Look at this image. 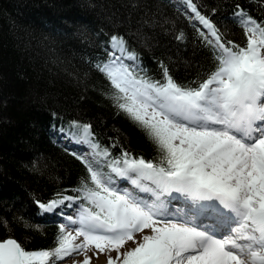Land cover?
I'll return each instance as SVG.
<instances>
[{"label": "snow or ice", "instance_id": "1", "mask_svg": "<svg viewBox=\"0 0 264 264\" xmlns=\"http://www.w3.org/2000/svg\"><path fill=\"white\" fill-rule=\"evenodd\" d=\"M185 2L193 19L215 38L202 35L216 51L217 66L198 86L179 84L164 64L162 80L137 79L139 66L115 59L126 45L119 35L111 37L112 65H97L122 94L117 107L145 131L160 162L125 151L105 172L98 162L80 157L89 183L77 189L79 195L39 204L47 212L59 209L68 222L59 225L57 246L26 251L15 239H5L0 264H60L81 253L79 264H91L89 251L116 253L106 264H264V24L245 19L237 5L234 15L244 26L246 46L237 45L219 33L194 0ZM82 134L93 149L99 146L91 125L84 124ZM103 154L109 155L108 148ZM117 180L150 196L121 188ZM180 202L190 204L183 216L169 211ZM73 204H78L75 218L63 212ZM209 210L213 226L198 219ZM72 226L74 232L68 230ZM145 229L151 234L137 241L134 234ZM130 241L135 246L122 250Z\"/></svg>", "mask_w": 264, "mask_h": 264}, {"label": "trees", "instance_id": "2", "mask_svg": "<svg viewBox=\"0 0 264 264\" xmlns=\"http://www.w3.org/2000/svg\"><path fill=\"white\" fill-rule=\"evenodd\" d=\"M194 3L237 45L246 46L237 5L245 19L264 24V0ZM113 35L126 41L117 51L125 65L142 69L137 79L162 80L164 64L176 82L196 87L217 66L202 35L215 38L185 0H0V241L13 238L26 251L57 246L59 225L68 222L59 209L47 212L39 204L79 195L89 183L80 157L105 172L125 151L160 162L145 131L117 107L122 94L97 70L112 63ZM84 124L91 125L95 149L82 134ZM77 211L78 204L63 208L74 218Z\"/></svg>", "mask_w": 264, "mask_h": 264}, {"label": "rangeland", "instance_id": "3", "mask_svg": "<svg viewBox=\"0 0 264 264\" xmlns=\"http://www.w3.org/2000/svg\"><path fill=\"white\" fill-rule=\"evenodd\" d=\"M204 29L206 30V32H208V30H207L206 28H204ZM208 33H209V32H208ZM109 55L111 56L112 53L110 52ZM111 57H112V56H111ZM121 57H123V56H120V55L118 54V52H117L115 59H117L120 63L125 64V63L127 62V59H124V57L121 59ZM111 60H112V63H113V57L111 58ZM112 63H111V65H112ZM111 65H110V66H111ZM85 154H86L85 156H89V155L91 154V150H90V149H86ZM143 183L145 184V186H150V185H148V182H146V181L143 182ZM117 184H118V186L121 187V188H130V189H132V190H134V191H137V193H138L139 195L143 196V197L146 198V199L150 196V193H140L137 189H135L133 186H131L130 182L127 181V180H117ZM175 206L178 207V209H181V208L184 207V206H185V207H189L190 204H189V203H183V202H180V203H175V204L169 205V211H170L171 213H175V212L178 211V210H176ZM191 206H192V205H191ZM170 208H171V209H170ZM74 227H75V226H72V227L68 228V230L74 232ZM145 234H151V231H150L149 229H145L143 233H136V234H134V237H135V239L138 241V240H140V239L142 238V236L145 235ZM134 246H135V244H134L133 242L130 241V242H127V243H126L125 247H124L122 250H128V249H130V248H132V247H134ZM88 255H89V256H92L91 264H106L107 256H108V255H113V256H115L116 253H107V252H106V253H103V254H100V255L97 256L94 252L89 251V252H88ZM83 258H84V254L81 253V254H79V255H74L72 260H67V259H65L64 261H62V263H64V264H73V261H76L77 264H79V262L82 261Z\"/></svg>", "mask_w": 264, "mask_h": 264}, {"label": "bare ground", "instance_id": "4", "mask_svg": "<svg viewBox=\"0 0 264 264\" xmlns=\"http://www.w3.org/2000/svg\"><path fill=\"white\" fill-rule=\"evenodd\" d=\"M175 208H176V210H178L175 213H178L179 215L183 216L185 213H187L189 211L190 206L189 207L184 206L181 209H178V207L175 206ZM191 208H192V210H195V205H192ZM198 219L206 226L207 225L213 226V217L211 216L210 210H209L208 214L202 215ZM221 231H224V229H221Z\"/></svg>", "mask_w": 264, "mask_h": 264}, {"label": "water", "instance_id": "5", "mask_svg": "<svg viewBox=\"0 0 264 264\" xmlns=\"http://www.w3.org/2000/svg\"><path fill=\"white\" fill-rule=\"evenodd\" d=\"M7 239H10V238H7ZM11 239H13V238H11Z\"/></svg>", "mask_w": 264, "mask_h": 264}]
</instances>
